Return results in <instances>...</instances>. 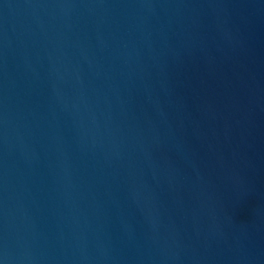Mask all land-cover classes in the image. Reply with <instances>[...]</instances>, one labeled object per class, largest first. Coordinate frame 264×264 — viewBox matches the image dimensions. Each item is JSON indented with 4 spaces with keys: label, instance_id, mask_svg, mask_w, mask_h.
<instances>
[{
    "label": "water",
    "instance_id": "obj_1",
    "mask_svg": "<svg viewBox=\"0 0 264 264\" xmlns=\"http://www.w3.org/2000/svg\"><path fill=\"white\" fill-rule=\"evenodd\" d=\"M0 264H264V0H0Z\"/></svg>",
    "mask_w": 264,
    "mask_h": 264
}]
</instances>
